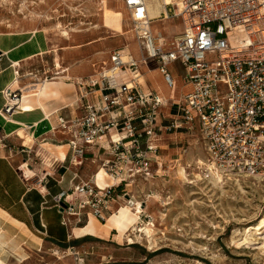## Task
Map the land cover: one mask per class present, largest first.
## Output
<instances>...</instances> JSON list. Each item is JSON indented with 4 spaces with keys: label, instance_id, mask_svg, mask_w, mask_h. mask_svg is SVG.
Instances as JSON below:
<instances>
[{
    "label": "built area",
    "instance_id": "built-area-1",
    "mask_svg": "<svg viewBox=\"0 0 264 264\" xmlns=\"http://www.w3.org/2000/svg\"><path fill=\"white\" fill-rule=\"evenodd\" d=\"M152 1L122 0L137 55L114 49L92 75L74 78L79 114L57 112L49 130L52 140L61 135L58 142L69 150L67 161L53 158L56 169L74 171L65 188L46 195L58 211L59 203L65 204L60 223L72 231L90 216L105 222L120 201L133 203L123 187L152 180L164 169L165 137H173L172 144L181 136L197 138L207 156L200 164L205 178L264 180V0H160L163 8L151 18ZM169 19H179L177 32H153L154 23ZM150 62L172 92L176 81L168 66L180 64L178 95L162 101L155 90L142 86L141 70ZM34 76L14 71L2 91V116L23 111L22 90L42 81ZM15 81L20 87L12 88ZM31 149L19 150L27 155L18 164L23 176L22 169L31 167ZM87 164L95 170L82 178L77 170ZM100 171L105 186L96 181ZM46 176L40 179L43 185ZM62 179L63 174L58 182ZM50 249L78 262L89 252L82 244Z\"/></svg>",
    "mask_w": 264,
    "mask_h": 264
},
{
    "label": "rangeland",
    "instance_id": "rangeland-1",
    "mask_svg": "<svg viewBox=\"0 0 264 264\" xmlns=\"http://www.w3.org/2000/svg\"><path fill=\"white\" fill-rule=\"evenodd\" d=\"M105 2L0 0V33H36L43 36L47 44L46 50L23 65L19 72H32L39 80L47 78V81L66 75V80L62 81L71 83L74 78L92 75L108 61L109 52L114 49H128L137 55L133 24L122 0ZM113 11L121 13L118 29L104 25V14H112ZM179 29V19L158 21L152 25L153 32L160 30L165 36ZM155 65L148 63L151 68ZM168 70L176 81L173 92L166 89L161 78L155 77L159 73L155 75V72L149 73L144 69L141 73L148 76L151 85L158 84L166 96H176L181 86L182 67L175 62L168 66ZM23 94H28V91H23ZM171 110L175 111L174 108ZM161 111L167 112L166 109ZM61 138L57 135V141H50L53 145H43V150L52 156L48 163L42 164L31 149V167L22 169L25 177L16 164L15 170L21 180L18 191L23 192L22 183L42 198L48 191L52 195L58 191L53 180L47 185L48 191H44L40 169L46 167L54 178L63 174L64 169L57 170L58 162H53V158L57 161L65 159L56 154L67 149L62 145L64 142H58ZM165 138L169 143L162 151L164 169L152 180L125 185L123 188L133 203L120 201L105 222L90 216L86 224L75 227L73 231L70 226H61V212L48 208L54 205L51 196L46 195L47 200L42 199V204L46 208L44 218L50 232H35L37 236H47L45 244L40 252L33 251L23 264H264V233L257 230H251L249 234L245 232L248 225H256L257 219L264 216V180L240 178L238 182L231 179L217 182L218 177L205 178L200 164L206 163L207 156L197 138L181 136L173 144V138ZM21 139L25 145L31 142L28 136ZM20 154L27 158L26 153ZM21 157L19 155L20 160ZM177 157L178 162L175 163ZM34 166L39 170L35 171ZM25 168L31 170L28 176ZM94 170L87 164L77 171L85 178ZM103 176L101 173L97 178L100 186L106 185ZM5 197L10 202L15 195ZM20 208L21 212L24 211L23 205L20 204ZM116 213L123 215L122 219L112 216ZM29 218L33 220V217ZM90 220L89 231H84ZM143 227L149 228L150 234L140 231ZM66 232L71 236L67 242L56 240L64 238ZM52 235L56 239L50 237ZM79 244L89 251L82 262L50 249Z\"/></svg>",
    "mask_w": 264,
    "mask_h": 264
},
{
    "label": "crops",
    "instance_id": "crops-1",
    "mask_svg": "<svg viewBox=\"0 0 264 264\" xmlns=\"http://www.w3.org/2000/svg\"><path fill=\"white\" fill-rule=\"evenodd\" d=\"M32 35L34 34L20 32L0 33V110L4 106L2 91L12 82L13 71L20 70L23 65L41 55L47 48L43 36L35 33L38 42L33 44L31 41ZM150 63L156 64L155 62ZM156 68L147 65L143 66L141 71L144 69L149 73L150 71L151 73H159L160 76L155 77L161 78L164 83L160 71ZM62 79L66 80V75L41 83L37 82V85L24 88L23 91H28V94L23 95L20 101V107L23 111L13 113L8 119L0 113V264H23L32 256L33 251L40 252L45 244V237L47 236L40 237L35 232L44 233V230L50 232L44 218L46 208H43L44 204H42V199L47 200L46 195L42 198L24 183H22L23 192L18 191L21 188V180L17 175L15 166L26 159L24 154L19 152L21 146L33 147L32 149L40 158V162L42 164L48 163L52 156L48 151L43 150V145H53L50 143L52 137L49 130L55 124L56 113L61 112L64 115L79 114V104L76 102L78 96L76 87L73 82L67 83ZM140 80L145 89L156 91L155 87H158V84L151 85L147 75L142 74ZM170 96L168 95L166 98ZM27 136L31 142L25 145L21 138H27ZM168 143L163 141V146L166 147ZM65 152L62 150L56 154L67 161L69 157L68 148ZM51 154L57 157L54 153ZM19 155L23 156L21 160ZM27 162L30 164V160H27ZM33 168L35 171L39 170L36 166ZM46 170V167L40 169V179L49 174L45 179L44 191H48L47 185L50 180L55 181L53 186L58 187V191L65 188L72 176V171L65 170L63 171L62 181L58 182L59 178L52 177V174ZM63 185L65 187H62ZM10 195H15V198L8 202L5 196ZM20 204L24 207L22 212ZM48 208L55 207L49 206ZM30 216L33 217V220L29 218ZM90 222L91 220L84 227V231H89ZM40 229L43 231H40ZM66 234L64 238L60 239L54 238L53 235L50 237L64 243L68 241V237H71L68 236V232Z\"/></svg>",
    "mask_w": 264,
    "mask_h": 264
},
{
    "label": "bare ground",
    "instance_id": "bare-ground-1",
    "mask_svg": "<svg viewBox=\"0 0 264 264\" xmlns=\"http://www.w3.org/2000/svg\"><path fill=\"white\" fill-rule=\"evenodd\" d=\"M102 1H106V0H102ZM165 2L167 3L168 2V0H165ZM107 2H105V4H106ZM161 8H163V5L161 4V2H160V0H154V1H152L151 3H150V8H149V16L151 17V18H155L156 16H158L157 14L160 12V10H161ZM104 9V8H103ZM107 12H109V11H107ZM120 18H121V13L119 12V11H113V13L111 14V12H110V14H108V13H105L104 14V25L106 26V27H109V28H112V27H114V28H116V29H118V28H120ZM64 30V29H63ZM32 34H34V35H32V37H31V41H32V43L33 44H36V42H38V39H37V36L35 35V33H32ZM30 41V42H31ZM38 45V44H37ZM34 47V46H33ZM31 48H32V46H31ZM46 48V47H45ZM47 52V51H46ZM45 52V53H46ZM9 53V52H8ZM10 54V53H9ZM14 59V58H13ZM16 64V63H15ZM148 65V63L147 64H145V66H147ZM156 66V65H155ZM156 68V67H155ZM157 70H158V68H156ZM155 69V70H156ZM151 70H153V69H151ZM154 71V70H153ZM151 72V71H150ZM13 73H14V71H13ZM13 77H14V74H13ZM53 79V78H52ZM12 81V80H11ZM44 81H47V80H42V81H40V83L41 82H44ZM164 81V80H163ZM164 83H165V81H164ZM166 84V83H165ZM16 86H18V87H20V83H19V81H15L14 83H12V88H16ZM166 87V89H168L169 87H167V86H165ZM156 88V91L158 92L157 94H158V96H159V98L162 100V101H164V100H166V95L164 94V93H162L161 91H160V89L158 88V87H155ZM169 90V89H168ZM22 92H23V90H22ZM170 93V92H169ZM23 95L24 94H22V98H23ZM24 96H26V95H24ZM21 98V99H22ZM169 98V97H168ZM21 101V100H20ZM19 105H20V103H19ZM3 119V118H2ZM8 119V118H7ZM11 121V120H10ZM12 123V122H11ZM13 123H14V121H13ZM6 127V126H5ZM13 127V126H12ZM33 136V135H32ZM28 140H30V138L28 139ZM27 142V141H26ZM63 146H65V147H67L65 144H62ZM61 159H64L63 157H61ZM63 161V160H62ZM25 166V165H24ZM23 166V167H24ZM25 172H26V175L28 176L30 173H31V170L30 169H28V168H25ZM101 173H103V171H100L99 173H98V175L96 176V181H97V178H98V176L101 174ZM214 179H215V177H214ZM213 179V180H214ZM217 179V178H216ZM215 181V180H214ZM212 182V183H214V184H216L215 182ZM217 182H219V180L217 181ZM218 185V184H217ZM121 210H126L127 211V209H121ZM112 216H114V217H123V216H121L119 213H116V214H113ZM93 217V216H92ZM94 218V217H93ZM260 218V219H259ZM257 220V222H256V225H248V228L245 230V232H247L248 234H249V232H251V230H257V231H260V233H264V231H261V229L262 228H264V216H262V217H259ZM150 221V220H149ZM144 229H140V231L141 230H145V232L147 233V234H150V229L149 228H146V227H143ZM247 234V235H248ZM153 239V238H152ZM155 240V239H154ZM156 242V241H155ZM22 247V246H21ZM5 249V248H4ZM14 251V250H13ZM20 255H22V254H20ZM20 257H22V256H20ZM4 262V261H3Z\"/></svg>",
    "mask_w": 264,
    "mask_h": 264
},
{
    "label": "water",
    "instance_id": "water-1",
    "mask_svg": "<svg viewBox=\"0 0 264 264\" xmlns=\"http://www.w3.org/2000/svg\"><path fill=\"white\" fill-rule=\"evenodd\" d=\"M1 53V52H0ZM65 207V204L63 202L59 203V211L61 212L63 208Z\"/></svg>",
    "mask_w": 264,
    "mask_h": 264
}]
</instances>
